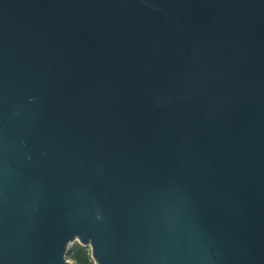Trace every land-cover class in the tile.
Masks as SVG:
<instances>
[{
	"label": "water",
	"instance_id": "water-1",
	"mask_svg": "<svg viewBox=\"0 0 264 264\" xmlns=\"http://www.w3.org/2000/svg\"><path fill=\"white\" fill-rule=\"evenodd\" d=\"M264 264V0H0V264Z\"/></svg>",
	"mask_w": 264,
	"mask_h": 264
},
{
	"label": "rangeland",
	"instance_id": "rangeland-1",
	"mask_svg": "<svg viewBox=\"0 0 264 264\" xmlns=\"http://www.w3.org/2000/svg\"><path fill=\"white\" fill-rule=\"evenodd\" d=\"M78 248L81 250V252L85 253L87 261L84 263H81V260H79V258L81 259L82 255L79 254L78 257L75 256ZM67 259L73 264H96L94 259L91 257L90 248L88 246H81L78 242H75L72 245V250H70V252L67 254Z\"/></svg>",
	"mask_w": 264,
	"mask_h": 264
},
{
	"label": "trees",
	"instance_id": "trees-1",
	"mask_svg": "<svg viewBox=\"0 0 264 264\" xmlns=\"http://www.w3.org/2000/svg\"><path fill=\"white\" fill-rule=\"evenodd\" d=\"M75 254H76L75 256H77V257L79 256V254L82 255L81 259L79 258V260H81V263H84L87 261V258L85 257V253L81 252V250L79 248L77 249V253H75Z\"/></svg>",
	"mask_w": 264,
	"mask_h": 264
}]
</instances>
